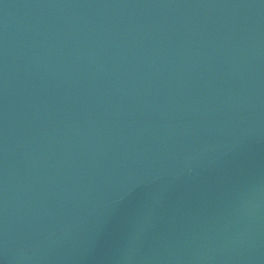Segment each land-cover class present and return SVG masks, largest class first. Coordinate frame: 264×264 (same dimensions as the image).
I'll list each match as a JSON object with an SVG mask.
<instances>
[{
    "label": "water",
    "instance_id": "1",
    "mask_svg": "<svg viewBox=\"0 0 264 264\" xmlns=\"http://www.w3.org/2000/svg\"><path fill=\"white\" fill-rule=\"evenodd\" d=\"M0 264H264V0H0Z\"/></svg>",
    "mask_w": 264,
    "mask_h": 264
}]
</instances>
